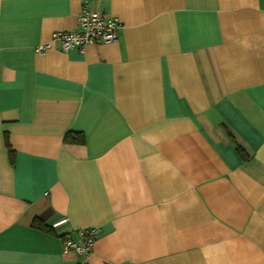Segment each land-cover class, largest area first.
I'll return each mask as SVG.
<instances>
[{"label":"crops","instance_id":"obj_1","mask_svg":"<svg viewBox=\"0 0 264 264\" xmlns=\"http://www.w3.org/2000/svg\"><path fill=\"white\" fill-rule=\"evenodd\" d=\"M0 264H264V0H0Z\"/></svg>","mask_w":264,"mask_h":264},{"label":"built area","instance_id":"obj_2","mask_svg":"<svg viewBox=\"0 0 264 264\" xmlns=\"http://www.w3.org/2000/svg\"><path fill=\"white\" fill-rule=\"evenodd\" d=\"M120 22L117 18L108 16L96 10L83 7L78 15L77 29L72 31H54L48 43L36 47L39 54H43L53 42H58L62 51L76 48L83 52L88 43H110L118 41V29ZM66 221L65 218L51 223L54 229ZM100 234L99 227H90L79 231V237L73 241L67 239L64 243L65 249H72L76 253L86 255L89 253L95 240Z\"/></svg>","mask_w":264,"mask_h":264},{"label":"trees","instance_id":"obj_3","mask_svg":"<svg viewBox=\"0 0 264 264\" xmlns=\"http://www.w3.org/2000/svg\"><path fill=\"white\" fill-rule=\"evenodd\" d=\"M64 140L66 142L67 141L82 142L84 139H83V136H82L81 133H78V132H68V133L65 134ZM7 147H8V150H9L10 160H13V152L11 151V148H10V146H9L8 143H7ZM32 226L34 228L40 229L42 231L53 232V229L50 226H48L45 223H43L39 218H34L33 219Z\"/></svg>","mask_w":264,"mask_h":264}]
</instances>
